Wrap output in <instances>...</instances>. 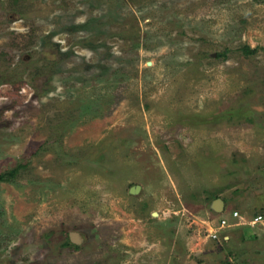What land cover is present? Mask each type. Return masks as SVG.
Listing matches in <instances>:
<instances>
[{
    "label": "rangeland",
    "instance_id": "rangeland-1",
    "mask_svg": "<svg viewBox=\"0 0 264 264\" xmlns=\"http://www.w3.org/2000/svg\"><path fill=\"white\" fill-rule=\"evenodd\" d=\"M9 172L0 264H264V0H0Z\"/></svg>",
    "mask_w": 264,
    "mask_h": 264
},
{
    "label": "water",
    "instance_id": "water-1",
    "mask_svg": "<svg viewBox=\"0 0 264 264\" xmlns=\"http://www.w3.org/2000/svg\"><path fill=\"white\" fill-rule=\"evenodd\" d=\"M141 191L140 186H134L130 189V194L131 195H138ZM212 208L217 211L219 214H222L224 211V202L221 199H217L214 203ZM70 240L73 244L75 245H80L83 242V238L79 233H71L70 234Z\"/></svg>",
    "mask_w": 264,
    "mask_h": 264
},
{
    "label": "built area",
    "instance_id": "built-area-1",
    "mask_svg": "<svg viewBox=\"0 0 264 264\" xmlns=\"http://www.w3.org/2000/svg\"><path fill=\"white\" fill-rule=\"evenodd\" d=\"M231 217H232L233 220H235V219L240 218L241 216H240V214H239L238 211H234V212H232ZM249 223L251 225H258V224L264 225V214L257 215L255 218H253L252 220H250ZM227 226L229 227L228 220L226 218H222L221 221H220V229L221 230L226 229Z\"/></svg>",
    "mask_w": 264,
    "mask_h": 264
},
{
    "label": "trees",
    "instance_id": "trees-1",
    "mask_svg": "<svg viewBox=\"0 0 264 264\" xmlns=\"http://www.w3.org/2000/svg\"><path fill=\"white\" fill-rule=\"evenodd\" d=\"M255 52V51H254ZM15 173L16 172H9V173H6V174H2L0 175V182H10V180L13 179V177L15 176ZM261 214H264V211L261 213ZM259 215V214H258ZM65 246H68V247H74L76 248V246H74L70 241L67 242L65 244Z\"/></svg>",
    "mask_w": 264,
    "mask_h": 264
}]
</instances>
